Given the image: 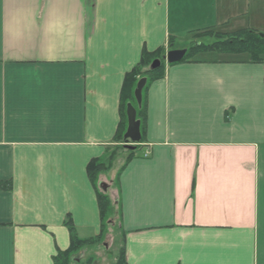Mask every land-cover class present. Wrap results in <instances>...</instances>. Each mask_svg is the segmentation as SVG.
<instances>
[{
    "label": "crops",
    "instance_id": "crops-1",
    "mask_svg": "<svg viewBox=\"0 0 264 264\" xmlns=\"http://www.w3.org/2000/svg\"><path fill=\"white\" fill-rule=\"evenodd\" d=\"M245 28L264 0H0V264H55L69 220L101 233L88 164L145 50ZM212 54L150 85L145 142L104 181L128 264H264V62Z\"/></svg>",
    "mask_w": 264,
    "mask_h": 264
},
{
    "label": "trees",
    "instance_id": "trees-1",
    "mask_svg": "<svg viewBox=\"0 0 264 264\" xmlns=\"http://www.w3.org/2000/svg\"><path fill=\"white\" fill-rule=\"evenodd\" d=\"M203 34L209 35L212 41L209 43H200L189 47L184 59L181 62L196 61L197 57L204 53H218L240 59L246 58L249 62L254 63L264 62V34L254 29L245 28L233 32L204 30L202 32L196 33L195 36L199 37ZM172 41H170L169 43V50L173 48ZM165 54V48H160L155 51L145 50L138 65H136L125 78L121 95L122 121L114 140L116 144H124L125 142H127V140L124 138V135L128 127L126 111L129 104H132L134 106L137 112V120L141 122L142 138L139 145H136L133 150H128L124 166H126V164L136 156L138 149L141 147V144L145 142L144 140L147 122L146 91L153 82L165 77L168 66L174 65L166 64ZM156 60L160 61V65L157 68H153L152 65ZM142 78H146L147 82L143 89L142 103L141 105H139L135 98V89L138 82ZM114 161V155H109L108 152V154L104 158L93 159L88 164V173L90 179L96 187L98 196L101 215V233L93 238L81 239L78 236L72 222L70 220L67 221L66 224L68 225L71 233V246L68 250L60 252L56 257H54L55 264H71L75 256L80 253V251H82L89 245L95 244L107 235V231L116 223L117 215L120 219L121 212L119 210V207H116L113 204L110 196L107 193L102 192L98 188V181L100 176L112 170ZM117 183L118 175L116 176V185ZM194 188L195 184L193 185V192ZM115 264H128L124 247L120 251L117 262Z\"/></svg>",
    "mask_w": 264,
    "mask_h": 264
},
{
    "label": "rangeland",
    "instance_id": "rangeland-1",
    "mask_svg": "<svg viewBox=\"0 0 264 264\" xmlns=\"http://www.w3.org/2000/svg\"><path fill=\"white\" fill-rule=\"evenodd\" d=\"M205 40L206 42H211L209 39ZM217 54L218 53H214L212 55L218 57ZM134 147L135 146H131L127 142H125L124 144L118 143L111 147L112 149H110L109 155L113 154L115 160L113 171H109L110 173L102 174L99 180L109 183V179L116 174L120 166L123 164L128 150H133ZM122 249V236L121 230L119 228V218L117 215L116 223L115 225L110 227V229L107 231V235L95 244L85 247L80 253L81 255L77 254L75 256L71 264H115Z\"/></svg>",
    "mask_w": 264,
    "mask_h": 264
},
{
    "label": "water",
    "instance_id": "water-1",
    "mask_svg": "<svg viewBox=\"0 0 264 264\" xmlns=\"http://www.w3.org/2000/svg\"><path fill=\"white\" fill-rule=\"evenodd\" d=\"M187 50L186 49H175L171 50L167 53L166 55V61L168 64H175L181 62L185 55H186ZM160 65V61L156 60L153 63V68H157ZM146 78H142L135 89V98L138 102L139 105L142 103V98H143V89L146 85ZM127 118H128V127L127 131L124 135V138L127 141H131L132 143H139L141 141V122L137 120V112L136 109L132 104H129L127 107ZM100 188L104 191L107 192L108 190V184L101 182L99 184Z\"/></svg>",
    "mask_w": 264,
    "mask_h": 264
}]
</instances>
